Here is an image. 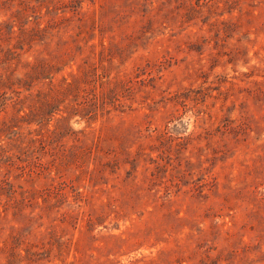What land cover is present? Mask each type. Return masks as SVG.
Returning a JSON list of instances; mask_svg holds the SVG:
<instances>
[{
  "label": "rangeland",
  "instance_id": "rangeland-1",
  "mask_svg": "<svg viewBox=\"0 0 264 264\" xmlns=\"http://www.w3.org/2000/svg\"><path fill=\"white\" fill-rule=\"evenodd\" d=\"M0 264H264V0H0Z\"/></svg>",
  "mask_w": 264,
  "mask_h": 264
}]
</instances>
